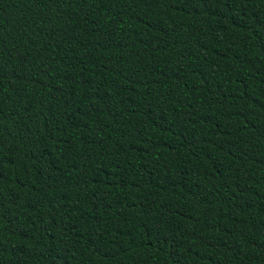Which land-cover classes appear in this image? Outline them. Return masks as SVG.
<instances>
[{
	"label": "trees",
	"instance_id": "16d2710c",
	"mask_svg": "<svg viewBox=\"0 0 264 264\" xmlns=\"http://www.w3.org/2000/svg\"><path fill=\"white\" fill-rule=\"evenodd\" d=\"M0 264H264V0H0Z\"/></svg>",
	"mask_w": 264,
	"mask_h": 264
}]
</instances>
